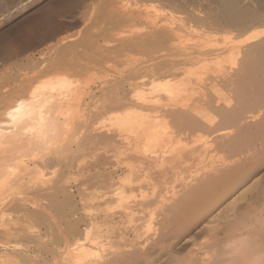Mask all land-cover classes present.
<instances>
[{"label": "bare ground", "instance_id": "obj_1", "mask_svg": "<svg viewBox=\"0 0 264 264\" xmlns=\"http://www.w3.org/2000/svg\"><path fill=\"white\" fill-rule=\"evenodd\" d=\"M145 1L154 4L151 10L145 8ZM219 2L218 15L201 16L195 14L191 3L180 0H95L86 9V15L83 13V19L89 24L83 28L82 33L76 37H60L48 44L45 52L40 51V61H33L30 66L34 74H20L18 67L16 73L11 69L7 74L0 75V264H49V261L39 260L38 253L39 259L36 258L37 254L34 255V244H39L36 241L38 235H33L34 228L33 233L29 230L31 226L28 229L32 233L27 235L29 246L21 249L11 241L18 230L11 228L9 221H3L4 217L18 214L21 218L24 216L42 224L45 232L49 230V222L54 219L52 213H49L50 205L59 208L60 205L67 206L72 197L65 186L66 176L59 175L61 178L57 179L55 172L54 178L57 180L51 179L50 183L48 177L44 180L47 174L43 171L59 166L62 156L73 155L95 139V142L113 144L112 148L117 147L115 151H123L120 155L124 151H128L125 155L132 152L130 156L134 155L132 158L140 161V172L134 174L133 171V175L127 179L124 177L125 182H118L120 188L116 190L120 199L128 190H139L143 196L137 202L134 201L136 203L133 207H139L141 211L155 208L154 226L151 233H142L139 231V223H133L129 230L133 242L131 248L121 251L120 248H114L113 242L116 244L115 240L122 242L131 237L126 229L120 230L122 227H118L115 232L100 230L99 223L120 219V216L116 219V215L104 213L99 223L89 222L90 225L84 229L86 231L81 232L88 239V248L81 246L78 250L74 249V253L76 250L77 253L81 252L73 255L72 251L70 258H63L62 264H264V185L253 181L264 165V160H261L263 164L258 165L264 154L261 157L258 152L259 158L250 155L256 144H240V140V145H234L242 127L259 119L264 110V39L253 44L264 37V27L247 30L244 42L252 43L250 48H245L247 54H243L244 49L238 50L240 45H234L236 48L227 46V37L231 32L224 33L226 37L219 36L217 39H222L223 45L216 47L213 42L216 43L215 35L220 30H241L252 24L259 26L263 23L255 15L250 18L245 10H236L237 0ZM174 7L177 11H164ZM99 13L108 17L104 20L108 27H105V23L103 27L99 24V27H95L97 19L102 21L95 17L96 14L101 17ZM249 18L251 21L247 24ZM132 28H136V31ZM218 40L219 44L221 41ZM120 51L122 54L127 52L125 56L129 52H134V55L141 52L139 55H145L148 60L140 61L137 56L141 64L139 62V66L128 70L129 74L110 73L104 74L103 78L98 74L102 80L96 77L99 79L96 82L95 77L91 81V73L82 74V71L92 70L89 66L92 62L101 67L103 62L108 61V56L118 57ZM116 52H119L118 56ZM239 55H243L242 64L240 59L238 61ZM221 56H227V60L231 58L232 64L236 62L238 67L240 62L239 71L243 67L242 70L254 74L261 90L256 93V97L242 93L238 79L246 74H242V71L240 74H231L227 69L229 63L225 65L226 68L219 67L218 73L213 72L212 76L207 75L210 71H197L201 74L193 72L191 68L190 74L184 71L186 67L198 64H201L202 69L206 62L213 59L220 61L217 59H221ZM181 70L187 74L183 73L182 76ZM191 74L196 76L192 78ZM189 85L197 86L199 91L193 88L189 94ZM234 85H238L237 89L230 91L232 95L228 99L225 96L222 100H212L206 94V90L211 88L228 89ZM101 114L105 117L108 115L107 122L112 121L110 124L113 127L107 124L112 128L105 129L102 126L104 129L101 127V130L92 127L98 120L94 122L93 118L103 116ZM131 137L134 141H131ZM196 137L198 140L194 141ZM207 149H220L232 154L225 156L218 164L216 160L213 162V157V161L211 156L207 158ZM258 149L260 151L261 147ZM64 161L62 159L61 164L65 165ZM117 162H114L116 164H113L112 169L115 165L117 167ZM72 163L65 166H72ZM100 164L102 162L95 167L100 168ZM246 165L252 168L246 170ZM109 174L107 171L98 172L100 182L112 186L115 182L110 181ZM34 176L38 178L34 179ZM255 189V196L248 198ZM238 201H245V204L238 207ZM68 210L72 217L74 209ZM67 212L62 214L69 215ZM74 213L77 214L76 210ZM75 221L70 219L62 222L67 235L78 232V223ZM102 239L109 242L114 240L110 247L113 250L98 256L96 250L93 251L97 255L89 248L93 247L94 241L99 240L97 244ZM179 243L182 249L177 251ZM116 246H119L118 243Z\"/></svg>", "mask_w": 264, "mask_h": 264}, {"label": "rangeland", "instance_id": "obj_2", "mask_svg": "<svg viewBox=\"0 0 264 264\" xmlns=\"http://www.w3.org/2000/svg\"><path fill=\"white\" fill-rule=\"evenodd\" d=\"M130 1H135V0H130ZM177 1H179V0H177ZM181 1L182 2L184 1V2L191 3L193 5V10L195 11V14H197V15H201V16H216L220 12V2H219V0H180V2ZM94 2H95V0H0V75L1 74H7V72L10 71L11 69L15 73H16V71H18L20 69L21 71H18L20 74H34L35 72L32 73L33 71L30 69L31 68L30 66L32 65L33 61L34 62L40 61V57L41 56H39V55L48 47V44L50 45V44L54 43L56 41V39L58 40V39H60V37L61 38L62 37H68L67 35L72 36V37H74V36L76 37V36L80 35V33H82V30H84L83 28L86 27L89 24V22L87 23V21H85L83 19L84 14L86 15V13H87L86 11L89 9L88 8L89 5L93 4ZM146 2L147 1H145V3L143 2L144 4L147 5V7L145 5V8L148 9V10H151V7L154 6V4L152 3V5H151L150 1H148V3H146ZM142 6H144V5H142ZM167 10L177 11V10H175V7L173 9H165L164 11L166 12ZM236 10H245V12H248L250 14V18H251V16L255 15L256 17L255 16L254 17L256 19H259L263 23L259 24V26H257V24L256 25L252 24L251 26H249L250 28L246 27L245 29H241V30H239L238 28H237L238 30L236 29L234 31H230V30H227V29H226V31L225 30H220L219 34L215 35V41L217 43V40H218L217 38L219 36H220L219 38H223V35L225 36V34H227V33L229 34V32H231L228 35V37H227L228 38L227 39L228 40L227 46H229L231 48V46L234 47V45H235L237 47V46L240 45L239 47H237V48H239L238 50H240V48L244 49L245 51H243V54H245V53L247 54L248 51L246 52L247 49H245V48H250L252 43L244 42L245 34L249 30H251L252 27H254L255 29L259 28V27L260 28L264 27V0H237V8H236ZM168 12L169 11H167L166 13H168ZM99 14H101V17H99L100 15L98 16V14H96L95 17H98L100 19V21L101 20L102 21L99 22V20L94 17V19L95 20L97 19V21H98V23H97V21H95V23H94L95 27H99V25H101V27H103L104 23L106 22L104 20L108 18V17L107 18L104 17L105 16L104 13H99ZM101 18H103V19H101ZM250 18L247 19V21H248V22H246L247 24H250V21H251ZM84 21H85V23H84ZM102 24H103V26H102ZM193 26H195V25H193ZM105 27H108V24L105 23ZM195 27H197V26H195ZM254 28H252V29H254ZM132 29H133V31H136V30H134L136 28H132ZM137 30H138V28H137ZM63 34H64V36H63ZM229 36H231L230 37L231 39L229 38ZM263 39H264V37H262L260 40H257L255 42H253V44L260 43ZM219 40H218V42H219ZM220 41L221 42H219V44L218 43L216 44L215 42H213V44L217 45L216 47H220V46L222 47L223 41H222V39ZM102 43H104V42H102ZM106 43L107 42H105V45L108 44V43L107 44ZM107 46H109V45H107ZM236 47H234V48H236ZM40 51H42V52L40 53ZM118 53L119 52H116L115 55H117ZM125 53L127 54V52H124L122 54L121 51H120V53H119L120 55L119 56L117 55L118 57H115V56L113 57L112 56L113 54H109L110 56H112V58H110L109 56L108 57L105 56L104 59L107 57L106 60H108L106 62H103V65L105 67L102 64H101V67H100V64L96 65L95 62H92L91 65H89L92 68V70H90L89 72L82 71V74H90L91 73L92 74V75H90V77L92 78V79L90 78L91 81L94 80L96 77L99 78V79L105 77L104 74H110V73L118 74L117 72H120L119 74H126L129 71H131L132 68H134L135 66L136 67H137V65L139 66L141 64L140 61H142V60L147 61L148 60V58H146L145 55L144 56L142 55L144 58L141 55H139L141 52L138 53V54L135 53L136 56L134 55V52H131V53H133V55L129 52L128 56H125L126 55ZM131 56H132L133 59L131 58ZM146 56H147V54H146ZM28 57L29 58L31 57L30 58L31 60H28L27 59ZM136 57L138 59H140V61ZM226 57L227 56L222 57L221 59L220 58L217 59V60L221 61V64H220V61H216L215 59L211 60L212 64H214V62H213L214 60L216 61L214 65L210 64L211 63L210 61H209V63L206 62V64L208 66L210 65V68L208 66L206 67V64H205L204 65L205 70L203 69L204 67H202L203 70L201 69V64L200 65L198 64V65L193 66V67L188 66V67L185 68V70H184V68L182 70H184V71L187 70L186 72H188V73H189L190 68L193 70V72H195V71L197 72L199 70L206 71V72L210 71L209 73L207 72V75L209 76V75L213 74V72L215 74H216V72L218 73V71L220 69L219 67L226 68L227 66L225 67V65H227L229 63L227 69H228V71L231 74H235V73L240 74L241 71H242L241 72L242 74H246L245 76L247 78L244 76V77L239 78L240 80L242 79L241 81L238 79L239 83L242 84V85L239 84V88L243 89V90L240 89L242 91V93H244L245 95H250L251 97H253V96L256 97V93H258L261 90L257 86V83L255 81L256 79L253 77L254 74L253 73H251V74L247 73L248 71L246 72L245 69L242 70L243 69L242 65H241L242 69H240L241 71H239L240 62H239V67H238V64L235 65L236 62H235V64H232L231 58H228V60H227ZM242 57H243V55H242ZM242 57L239 55L237 57L238 61H239V59L240 60L243 59ZM25 59H27L28 62ZM104 59H103V61H104ZM145 59H147V60H145ZM226 60H227V63H226ZM30 61H32V62L30 63ZM139 62H140V64H139ZM27 63L30 64V65H27ZM111 63H113L112 66H111ZM241 64H242V60H241ZM214 66H215V68H214ZM230 66H231V68L236 66L235 68H238L237 69L238 71L235 70V68L230 69ZM18 67H19V69H18ZM106 67H109V68L105 69ZM199 67H200V69H199ZM108 69H109V71H108ZM182 70H181V72H182ZM192 70H190V72ZM184 71L182 73H180V74H182V76H184V74H187ZM193 72H192V74H193ZM206 72H203V73L206 75ZM249 72H251V70ZM98 74L101 76V78H100V76ZM192 74L190 75V76H192V78L194 76H196V75L193 76ZM197 74H201V72H197ZM204 74H203V76H205ZM247 74H249V75H247ZM94 75H96V76H94ZM249 76H251V77H249ZM97 78H96L95 82L99 80ZM178 80H179V78H178ZM195 85H193L192 87H191V85L187 86V88L191 87L189 89V91H188L189 94H190V90L193 89V88H194L193 90H195V91L198 90L197 86H195ZM240 85L243 86V87H241ZM234 86L236 87L235 89H234ZM234 86H233V88L230 87L228 89L227 88H223V87L222 88H220V87L219 88H211V89L207 88L208 90H206L207 91L206 94L208 95V98L209 99L211 98L212 100H220V99L222 100V99H225V98L228 99V96L232 95V93L230 91H232V92L235 91L237 89L238 85L237 86L234 85ZM223 90H227V91L224 92ZM193 93H194V91H193ZM223 97H225V98H223ZM219 105L222 106V103L220 102ZM101 115H103V114H101ZM98 116L99 115H97L96 119L94 117L93 121L95 122L98 119L97 121L99 123L96 121L95 123H93L94 126L92 125V127L96 126L95 128L99 127L101 130H102L103 127H106L105 129H107L108 127L110 128L111 126L113 127V125L110 124V123H113L112 121L107 122L108 121V119H107L108 115H106L107 118L105 117V115L99 116L100 118ZM103 120H105V121H103ZM102 121H103V123H102ZM107 123L109 125H111V126H108ZM103 124L104 125L106 124V125L104 126ZM263 125H264V110H262V116L259 119L255 120V121H253L251 123H248V124H246L245 126L242 127V129L240 130L241 132L239 131L238 134L236 135V140H235L236 144H234V145H240L241 143L242 144L245 143L246 145L247 144L251 145V143H252V145L256 144L257 146L253 147L254 149L251 150L250 155H252L254 157H257V158H259L260 155L262 157L263 156L262 154H264V147H263L264 146V144H263V142H264V132H263L264 131V126ZM239 133H241V134H239ZM132 137H131V141L132 140L134 141V139H133L134 137L133 138ZM260 137H261V141L263 139L262 142H260ZM197 138L198 137L193 138V139H195L194 141H196ZM95 141H96V139H95ZM95 141L94 142H89L88 143L89 145L88 144L86 145V147H89L90 149L85 150L86 147H84L83 149L78 150V152L76 151L75 152L76 155H75V153H73L74 156L72 154H69V155L66 154V155L61 157V159H60L61 163H62V159H63V161L64 160L66 161V159H71V158L75 159V160L71 159V161L67 160L66 162L64 161L66 163L65 165L71 164L73 162L72 163L73 167L71 165H69V167H66L64 164L60 163V165L57 166V167H50L49 168L50 170H47V171L45 170V172L43 171L44 174L45 173L47 174L43 178L45 180V178L48 177L47 178L48 181H50L51 179L52 180L56 179V178L58 179L60 176L61 177L66 176V177H64L65 186H66V188H68L67 191L69 192L70 196L72 197L71 203H69V205L66 204L67 206L60 205L61 208H59V207H57V205H50V212L49 213H50V215L52 213L53 216L51 215V217L54 218L55 220L53 219V221H52V219L50 218V221H52V222H49V223H51L50 227H49L50 228L49 230L46 229V232H45V228H44L45 226H42V224L41 225L37 224V223L31 221L30 219H27V217H24V216H22V218H23V220H22V218L19 217L20 215H18V214H14L13 215V213H12V214H9L10 216L7 215V216H5L6 218L4 217L3 221H5V222L9 221L8 222L9 224L8 223L7 224L8 225L12 224L10 227L11 228L13 227V229L18 230L16 235H14L11 238V241H12L13 244H16L21 249L26 248L27 246H29L27 235L28 234H32L33 231H34L36 234L33 233V235H35V236L38 235L39 236V238H38V236H36L37 237L36 241L38 240L39 244H38V246H35V244H34V250H35L34 255L38 253L39 256H40V259H39L38 254H37L36 258L39 259V260L42 259V260L49 261L48 262L49 264H59V262L62 260L61 263H60V264H62L63 258H65V260H66V258L67 259L70 258V254H71V252L74 249L78 250V248L80 249L81 246H82L81 248H83V247H87L88 248V245H89L88 244V239H85V236H82L83 233H81V232L82 231L83 232L86 231L84 229H85L86 226L90 225L89 222L93 223V222H97L98 221V223H99L100 219H101L100 217H102V215L104 213L105 214L107 213L108 215L114 214V215H116V219H118L119 216H120V219L119 220H114L113 222H109V223L106 222L105 224L99 223L100 225H98V226H99L100 230H106L107 229L108 232H113V231L115 232V231L118 230V227H119V229L122 227L120 230L121 231H125L124 229H126L127 233L129 234V237H131L130 236L131 234L129 233L131 225L133 223H134L133 225H135V223H137V224L139 223L138 226L140 227V229H139L140 232H142V233L143 232H145V233H147V232L151 233L152 232V229H153L152 226H154L153 222L155 221V216H156V214L154 213L155 212V208H145V210L143 209L141 211V210H139V207L138 208L135 207V206L133 207V205H135L137 200L142 198V196H143V194L139 190L138 191L136 189L135 190H131V191L128 190V191H126V194H123L124 197L121 198V199L119 198V196L117 194V190L118 189L116 190V188H120V183H122L123 180H125V178L127 179V177H130V175H133V171L135 172L134 174L140 172L138 170L141 167L140 161L136 160V158L133 159L132 156H134V155L130 156V154H132V152L128 154L129 156L125 155V154L128 153V151H124L123 155H120V154H122L123 151L121 153H119L117 149L115 151L114 148H117V147L115 146L114 148H112L113 146L111 147V145H113V144L107 143V142L103 143V141H97L98 143L100 142L99 144H101V145H99ZM238 142L240 144H238ZM253 142H254V144H253ZM91 143H93L94 146L90 145ZM94 143H96V144H94ZM132 143L134 144V142H132ZM132 143H130V144H132ZM200 143H202V142H199L198 144H200ZM107 144H108V147H107ZM90 146H93L94 148H92ZM131 147H133V145ZM260 147H261V150L259 151L258 148H260ZM106 149L108 151H110L111 149H113V150H111V152H108ZM82 150L85 151V152L83 153ZM207 150H208V154H206L208 156L207 158H210V156H211L210 159H211V161H213L212 160V157H213V159H214L213 162H215V160H216V162L218 164H220V161L222 162L224 160L225 156H228V155L232 154V153H227L228 151L225 152L224 150H220V149L219 150H212V149L209 150V149H207ZM262 150H263V152H261ZM114 151L117 152V153H115ZM252 151H254L255 153L252 152ZM129 152H130V150H129ZM258 152H260L259 156H258V154H259ZM94 153L95 154L98 153V154L95 155ZM99 153H101V156L99 155ZM104 153H105V155H104ZM112 153H113V155H112ZM116 154H117V158H116ZM221 154H223L224 156L223 155L221 156ZM109 155L112 157V159L109 157ZM67 156H68V158H67ZM69 156H70V158H69ZM125 156H127V157H125ZM73 157H75V158H73ZM122 157H123V159H122ZM120 158H121V160H120ZM124 158H125L126 161L124 160ZM127 158H129V159H127ZM220 158H222V159H220ZM105 159H106V161H105ZM261 160L263 161L264 157L260 158V161H258V163H259L258 165H261V164L264 163V161L262 163ZM104 161H105V163H104ZM101 162H102V164H106L107 167L105 165H102V164H100V166H101L100 168L95 167V165L97 163H101ZM114 162H117L118 165H120L121 167H119L118 165L116 167V165H115L116 169L113 168L114 169L113 170L112 169V167L114 166L113 164H116ZM122 166H124V167H122ZM246 166H245L246 170H247V168H250V169L252 168L251 165H250V167H248V165H246ZM105 167L108 168V169H106ZM135 167L137 169H135ZM103 171L104 172L107 171V173H111V174H109V175H111L110 176L111 177L110 181H114L115 182V183L112 182L113 183L112 186H111V184L110 185H107V184L104 185V184H102L100 182L101 179L99 178L98 172H103ZM55 172H56L57 176L55 175ZM131 172H132V174H130ZM128 174H129V176H128ZM54 175L56 176V178H54L55 177ZM96 175H98V177H97L98 179L96 178ZM35 177H37V176H34V179H35ZM49 177H51V178H49ZM119 177H120V179H119ZM65 178H66V180H65ZM117 179H118V181H117ZM121 179H122V181H121ZM52 180L50 181V183L52 182ZM53 181H55V180H53ZM253 181H259L260 185H264V165L261 167L260 172L255 176ZM118 182H120V183L118 184ZM255 191H256V189L252 190V192H251V194H249L248 198L251 195L255 196L254 195ZM116 196L118 197V199L116 198ZM103 199H105V200H103ZM134 201H136V202H134ZM127 202H128V205H127ZM130 204H131V206H130ZM236 204L239 207V206H242L243 204H245V201H238V202H236ZM129 206L132 207V208H130ZM123 207H124V209H123ZM71 208L74 209V212H75V210L77 212V214L72 212L74 214V215L72 214V217H71V214L69 212H67V211H69L68 209H71ZM133 208H135V210ZM58 209H60V212H59ZM131 209L134 210L135 212L132 211ZM136 209H137L138 212L136 211ZM113 210L114 211L116 210V211L114 212ZM70 211H72V210H70ZM63 212H67V213H69V215L68 214L64 215V214H62ZM123 212H125V213H123ZM60 213H61V215H59ZM128 213H129V215H128ZM130 214L133 215V216L131 217ZM16 215L18 216V218L16 217ZM62 215H64V218L65 217H67V218L64 219L62 217ZM73 216H74V219H73ZM87 216H88V218H87ZM134 216H136V217L134 218ZM152 217H154V218H152ZM93 218L96 219V220L93 221L94 220ZM133 218H134V221H133ZM146 218H147L148 221L146 220ZM256 218H257V216H256ZM16 219H17V221H16ZM70 219L74 220V221L77 219L75 222H77L79 224L78 225L76 223L77 226H78V232H75L76 234L75 233H72V234L68 233V235H67V232L64 231L65 227L63 226L65 224H63L62 222H64L65 220L67 222ZM136 219H138V220H136ZM144 220H146V221H144ZM115 221L116 222L119 221L120 223L119 222L115 223ZM32 222L34 223V225L37 224L38 226L35 225V227H34ZM87 222H88V224H87ZM24 223H25V225H24ZM53 223H54V225H53ZM30 226H31V228L29 229ZM62 227H63V229H62ZM33 228H34V230H33ZM28 229L30 231L33 230L32 233L31 232L29 233ZM114 229H116V230H114ZM147 229H149V230H147ZM37 231L39 232V234H37L38 233ZM56 231H58V232L56 233ZM91 231L93 232V230H91ZM77 234H78V236H77ZM74 235H75V237H74ZM63 236H65V237H63ZM82 237H84V238L82 239ZM129 240L131 242H129ZM97 241H99V240L94 241L93 247L91 246L92 248H89V249H91V251H93V250L95 251L96 250V253L98 254V256H100V254L102 256L103 253L105 254V253L110 252L111 250H113V248L110 249V247H112V242L114 240L109 242V240H103L102 239V241H100L99 243L96 244ZM118 241L119 240H117V241L115 240L116 244H114V242H113V246H114V248H120L119 250H121V251L122 250L123 251L128 250L129 248H131V244L133 243L132 242V237L128 238V239H126L124 241L122 240V242L121 241L118 242ZM89 243H90V241H89ZM117 243L119 245L118 247L116 246ZM180 243L182 244L181 241H180ZM180 243H179L178 247H176L177 251H180L182 249L181 248L182 245ZM84 244H85V246H84ZM90 244L92 245V242ZM50 248L52 249L51 252H50V250H51ZM77 250L75 251L76 253H77ZM94 251H93V253H95ZM79 252H81V251H78V253ZM72 253H74V251ZM76 253H74L73 255H75ZM96 253H95V255H97ZM66 254H67V256H66ZM73 255H71V256H73ZM56 256H58V257H56ZM59 257H62V258L60 259ZM156 264H160V263H156Z\"/></svg>", "mask_w": 264, "mask_h": 264}]
</instances>
